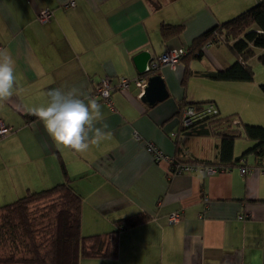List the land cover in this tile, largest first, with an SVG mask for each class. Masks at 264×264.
Here are the masks:
<instances>
[{
  "label": "crops",
  "instance_id": "crops-1",
  "mask_svg": "<svg viewBox=\"0 0 264 264\" xmlns=\"http://www.w3.org/2000/svg\"><path fill=\"white\" fill-rule=\"evenodd\" d=\"M69 1L0 0V54L11 56L15 76L13 94L0 99V122L10 127L0 136V204L61 181L63 166L82 196V234L105 233L115 219L149 214L119 229L115 257H82L79 264H264V157L245 152L254 142L244 136L243 146L235 138L232 148L239 161L220 162V136L182 131L179 114L183 102L218 99L234 87L241 109L235 100L222 106L221 98L219 112L264 124L254 71L251 80L208 76L236 55L207 43L201 58L188 56L175 69L162 65L150 73L161 75L168 92L153 106L140 100L131 79L140 74L133 62L139 51L150 52L149 64L166 49H187L195 36L257 0ZM44 8L51 17L41 22ZM162 22L181 23L183 30L163 40ZM205 55L212 64L191 65ZM119 76L131 79L127 90L114 89L109 101L94 95L102 78L114 84ZM54 88L75 89L85 103L91 98L101 105L84 153L56 145L33 114ZM95 129L105 133L98 143ZM147 141L168 159L156 160ZM209 165L223 170L207 173ZM175 211L179 216L171 221Z\"/></svg>",
  "mask_w": 264,
  "mask_h": 264
},
{
  "label": "trees",
  "instance_id": "trees-1",
  "mask_svg": "<svg viewBox=\"0 0 264 264\" xmlns=\"http://www.w3.org/2000/svg\"><path fill=\"white\" fill-rule=\"evenodd\" d=\"M160 4L157 1L156 6ZM182 30L181 23L162 22L159 26L163 40L178 35ZM207 43L226 44L236 55L232 63L221 70L208 71V76L218 80H251L253 69L247 60L255 54L254 48H264V0H257L195 36L180 61L188 59V56L201 58ZM257 57L264 65V51ZM260 88L264 91V84ZM206 102L187 103L202 107ZM232 116H221L219 112L208 114L180 128L198 134H218L222 163L233 164L239 159L232 156V148L234 139L241 135L254 142L245 152H253L263 158L264 124L240 122ZM61 173L63 178L56 184L27 190L25 194L0 204V264H79L82 257L113 258L117 255L119 229L148 218L147 212L140 211L136 215L115 219V227L105 233L82 234V196L73 189L63 166ZM47 198L53 201H45L44 212L38 213V205Z\"/></svg>",
  "mask_w": 264,
  "mask_h": 264
},
{
  "label": "clouds",
  "instance_id": "clouds-1",
  "mask_svg": "<svg viewBox=\"0 0 264 264\" xmlns=\"http://www.w3.org/2000/svg\"><path fill=\"white\" fill-rule=\"evenodd\" d=\"M14 61L11 56L0 54V99H6L14 91ZM46 106L34 108L33 114L43 123V126L58 146H64L77 153H84L89 148V131L94 120H98L101 105L89 98L87 103L79 98L75 89L65 92L59 88L50 89ZM106 127V125H105ZM105 133L95 129L96 140L99 142Z\"/></svg>",
  "mask_w": 264,
  "mask_h": 264
},
{
  "label": "built area",
  "instance_id": "built-area-1",
  "mask_svg": "<svg viewBox=\"0 0 264 264\" xmlns=\"http://www.w3.org/2000/svg\"><path fill=\"white\" fill-rule=\"evenodd\" d=\"M68 5H74V1L70 0L68 2ZM37 17L41 22L48 21L51 17V11L47 8H44L38 13ZM186 52L187 50L184 47L166 49L165 51L157 55L154 59H152L150 63L145 66L143 73H140L134 76L133 78H131L139 90V95L143 93V88L146 83L148 74L152 73L155 69H157L162 65H167L171 69H175L180 59L186 54ZM131 79L126 76H119L118 82L113 84L111 83L109 77H104L95 86L94 95L99 96L104 101H109L113 90L114 89H119L122 91L127 90L130 86ZM218 112H219L218 108L216 106L215 107L212 106V104L206 103L203 104L202 107H196L194 104L185 103L181 106L179 110L180 123L182 126H187L204 115L216 114ZM9 131H10V127L5 125L3 122H0V136L6 135ZM134 136L138 138L136 133H134ZM145 146H147L148 150L153 152L156 160L168 159L167 156L164 155L152 142L147 141ZM181 168L190 169L189 166H183ZM204 169L207 173H214L218 170H223L221 167L217 165L205 166ZM246 171H247L246 167L244 166L240 167L241 173H244ZM178 216L179 213L175 211L172 214H170V220L174 221Z\"/></svg>",
  "mask_w": 264,
  "mask_h": 264
},
{
  "label": "rangeland",
  "instance_id": "rangeland-1",
  "mask_svg": "<svg viewBox=\"0 0 264 264\" xmlns=\"http://www.w3.org/2000/svg\"><path fill=\"white\" fill-rule=\"evenodd\" d=\"M221 47H223V49H229L226 44H222ZM258 55H259V52L256 51L255 54L253 56H251L247 62H248V64L251 66V68L254 71V80L258 82L257 85L258 84L262 85V84H264V66L258 60V57H257ZM212 62H213V60H212L211 56L210 55H205L204 58L201 61L193 60L191 62V65H194L196 63H198L197 64L198 66L203 65L204 63H208L210 65V64H212ZM176 83H177V86H178V82H176ZM235 89L236 88L232 87V88H229L227 90H222V96H219L218 99H215V98L213 100L212 99H207L206 100L207 101L206 103L207 104H212V106L215 107L216 106L215 103L217 102V104H218L219 103V100H221V98H222V103H221L222 106H224V107L233 106L232 105V102L237 97V94L235 93L237 91ZM226 95H232V97L228 100L226 98ZM261 95L264 97V91L261 92ZM206 103H204V104H206ZM236 103H238V104H236ZM234 105H235L234 107H238V108L241 109L240 102H238V101L236 102V100H235ZM219 110L220 109H218V111ZM219 113H220L221 116H227V115H230L231 114V113H222L221 111ZM231 118L232 119H238L236 117V115H233ZM249 123H253V122H249ZM256 124H260V123H256ZM242 141H244V136H242V135L236 137V139H235V142L237 143V145H239L240 148L243 146V142ZM45 201L50 202V201H53V200L50 199V198L49 199L47 198L46 200L41 201L40 204L38 205V208L36 209V211L38 213L44 212V210H45V208H44V202ZM34 209H35V207H34Z\"/></svg>",
  "mask_w": 264,
  "mask_h": 264
},
{
  "label": "water",
  "instance_id": "water-1",
  "mask_svg": "<svg viewBox=\"0 0 264 264\" xmlns=\"http://www.w3.org/2000/svg\"><path fill=\"white\" fill-rule=\"evenodd\" d=\"M150 52L139 51L133 56V62L139 73H143L145 66L150 58ZM168 95L163 78L159 73L150 74L147 77L140 100L147 106H153L158 101L163 100Z\"/></svg>",
  "mask_w": 264,
  "mask_h": 264
}]
</instances>
